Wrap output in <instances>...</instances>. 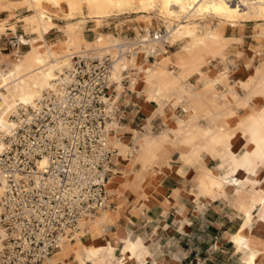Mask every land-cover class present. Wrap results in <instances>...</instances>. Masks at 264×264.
Masks as SVG:
<instances>
[{
    "label": "rangeland",
    "instance_id": "rangeland-1",
    "mask_svg": "<svg viewBox=\"0 0 264 264\" xmlns=\"http://www.w3.org/2000/svg\"><path fill=\"white\" fill-rule=\"evenodd\" d=\"M16 2L20 3V0ZM246 3L249 5L262 4L263 0H246ZM239 5H241L240 9L246 8L242 1ZM88 11L85 9L69 19L68 16H53V19L63 26L64 30L70 27L79 28L86 32L88 38H94L97 31L104 32L122 42H129L145 29L164 31L169 24L178 23L188 25L190 30L197 35L198 41H203V37H212L215 33L222 36L223 39L219 46H212L200 52L199 61L184 64L179 60L190 58L187 49L193 50L194 39L172 40L170 38L171 42H168L173 44L168 48V54L171 55L173 51L179 52L176 53L175 58L171 57L168 70L173 73L169 75V81L161 87V90L160 88L155 89V82L144 88L147 98L156 104L159 111L163 112L168 102L170 106L171 103L179 105L184 101L182 106L188 115L176 116V125L173 127L166 126L159 131L152 129L150 134L137 139L135 144L125 142L126 140L122 139V132L116 130L115 139L122 141H118L117 146L115 144L114 146L118 147L120 155L128 159L131 164L141 162L135 178L128 179L136 187H139L145 180L143 171L152 168L155 160L162 154L165 158L169 146L179 148L180 158L186 163L196 165L199 171L197 175L199 188L206 197H224L229 195L232 189L233 203L238 205L245 214L243 228L233 237L237 249L254 251L257 258L260 253L264 254V245L261 244V251H257L260 246L254 245L250 235L244 232L246 226L252 225L255 208L260 207L259 217L264 221V172L261 176L259 174L260 169L261 172L264 169V17L247 14V11L242 10L241 17L234 22L215 15H198L179 19L161 13L159 8L155 7L148 12L127 10V13L121 15L98 18L92 11ZM35 16V11L28 5H18V8L12 9L8 3L0 2V26L5 28V31L0 33V66L6 67L8 61L15 60L19 53L29 50L27 43L37 38V33L33 31L36 28ZM61 35L62 31L55 28L46 37L51 40ZM89 50L95 49L90 46L87 51ZM83 55L84 53L75 57L74 65ZM241 57L247 61L254 59L256 65L247 79L238 81L244 89L243 93L239 92L233 84L228 83L232 67ZM156 58L152 59L148 65L155 64ZM204 65L206 66L203 67ZM208 67H216L218 73L211 76L204 70ZM195 73L200 75L203 82L201 87H195L190 83L189 78ZM61 74L59 72V77ZM219 82L228 85L226 91L217 89ZM236 107L249 108V110L240 116L234 125H231L230 118L236 114ZM202 119H206V123H203ZM237 134L244 138V147L239 152L233 148V138ZM154 142L158 144L148 148ZM129 145H133L132 150H135L131 156H127L126 148ZM205 154L218 157L221 161L215 168L210 166L202 168L201 166L206 164ZM242 170L247 172L245 176L238 175ZM109 188L113 194L118 192V189L114 187ZM106 213L108 218L103 227H110L115 223L116 213L113 210ZM89 236L83 237L86 247L92 249L96 245H102L104 249L99 255L103 258L99 259L82 249L80 255L83 260L85 259L84 261L88 259L104 261L102 259L108 258L105 260L109 264H113L114 261H122V264H145L149 255V245L142 236L132 237L131 233L120 235L117 242L121 243L116 246L110 241L113 238L112 233L105 234L102 228L94 236ZM124 240L134 242L136 251L125 255L124 243H122ZM60 253L67 258L62 255L63 260L79 261L72 250L67 255L62 250ZM243 260L247 264L246 254Z\"/></svg>",
    "mask_w": 264,
    "mask_h": 264
},
{
    "label": "built area",
    "instance_id": "built-area-1",
    "mask_svg": "<svg viewBox=\"0 0 264 264\" xmlns=\"http://www.w3.org/2000/svg\"><path fill=\"white\" fill-rule=\"evenodd\" d=\"M163 32H139L161 42L145 50L148 60L170 47ZM141 46L125 49L126 56ZM115 56L104 51L78 59L35 105L8 113L16 124L0 129V264H95L53 256L74 240L81 221L112 205L107 182L120 154L110 141L115 127L108 124L122 123L119 97L137 76L133 64L123 69L116 99Z\"/></svg>",
    "mask_w": 264,
    "mask_h": 264
},
{
    "label": "crops",
    "instance_id": "crops-1",
    "mask_svg": "<svg viewBox=\"0 0 264 264\" xmlns=\"http://www.w3.org/2000/svg\"><path fill=\"white\" fill-rule=\"evenodd\" d=\"M178 52L173 51L172 58ZM255 66L254 59L247 61L239 58L232 67L228 83L243 93L244 89L238 81L247 79ZM204 70L211 76L218 73L216 67ZM189 80L195 87L202 86L198 73ZM227 88L228 85L223 82L217 84L218 90L226 91ZM133 89L132 87V90L122 92L119 97L124 116L120 131L122 139L128 144H135L137 139L150 134L152 129L159 131L166 126H175L176 116L188 115L181 108L184 101L179 105L171 103L170 106L168 102L161 112L147 98L142 83ZM248 110L249 108L236 107V114L230 118L231 125ZM201 121L206 123V119ZM243 147L244 138L237 134L233 138V148L239 152ZM204 159L206 164L202 168H215L221 161L209 154H205ZM140 167V161L131 164L121 155L114 158L110 176L116 177L113 187L118 192L111 196L112 205L109 207L116 213L111 229L113 238L110 239L114 246L121 243L117 242L120 235L131 233L132 237L142 236L149 245L145 264H245L243 258L246 250H238L233 241L234 235L245 224V214L233 203L232 189L224 197H206L199 188V171L196 165L181 159L180 149L177 147L175 149L169 146L165 158L158 157L152 168L143 171L145 180L136 187L128 179H134ZM263 172L264 169L262 172L260 169V176ZM246 174L242 170L238 175ZM259 211L260 207L253 210L252 225L244 229L250 235L252 243L260 246L257 251H261V244L264 245V221L259 217ZM257 264H264L263 253L259 254Z\"/></svg>",
    "mask_w": 264,
    "mask_h": 264
},
{
    "label": "bare ground",
    "instance_id": "bare-ground-1",
    "mask_svg": "<svg viewBox=\"0 0 264 264\" xmlns=\"http://www.w3.org/2000/svg\"><path fill=\"white\" fill-rule=\"evenodd\" d=\"M240 1L244 3L246 8L240 9ZM0 2L8 3V6L12 9H16L18 5L24 4L32 8L36 13V28L33 31L37 33V38L27 43L29 45L27 52H18L19 54L15 60L8 61L6 67L0 66V129L4 130H9L16 124L14 118H8V113H17L21 106L29 104L35 105L45 90L57 87L60 79L59 72L63 73L67 69H73L75 66V57L83 53V57L86 55L99 56L104 51H110L116 55L112 68L113 77L119 82V91L115 96L116 99H118L122 89V71L129 64H133L137 68V76L132 83L134 89L141 83L145 87L155 82V89L158 90L160 88L161 90V87L169 81V75L173 73L168 70V66L172 60V56L168 54V50L156 58L155 64L148 65L152 61L148 60L144 52L148 46L160 44L159 38L148 36L147 41L138 33L129 42H122L112 35L98 31L94 38H88L86 32L82 29L70 27V29L64 30L63 26H60L58 22L54 21L53 16H68L69 19L73 18L75 14L87 9L92 11L95 17L109 18L114 15L127 13V10L148 12V10L158 7L161 13L179 19L180 17L187 19L198 15H215L234 22L241 17L242 10L247 11V14L264 17V0L262 4L254 3L252 5L247 4L246 0H20V3H17L16 0H0ZM55 28L61 30L62 35L55 39H47L46 35ZM4 31L5 28L0 26V33ZM162 38L170 42L171 39H194L193 50L187 49L190 58H182L179 60L183 64L190 61H199L202 50H208L212 46H219L223 39L221 35L215 33L212 37H203V41H198L197 35L190 30V27L182 23L176 25L169 24L167 29L164 30ZM135 43H142L143 46L138 49L137 53H133L131 57H127L125 49H129ZM90 46L95 50L87 51ZM64 69L65 71H63ZM108 125L115 127V132L111 135L110 141L113 145L115 144L117 146V142H121L122 140L115 139V134H117L116 130L122 128V123L115 121ZM157 144V142H154L148 148L154 147ZM133 148V145L127 146V156H131L135 152V150H132ZM115 183V177L110 176L107 182V188L111 196L113 192L109 187L113 188ZM1 191L0 188V194ZM109 209H102L95 216L81 221L79 229L75 231L74 240L65 241L61 249L53 257L66 258L60 251L62 250L67 255L72 250L75 258L79 262L84 263L85 259L83 260V257L80 255V250L85 249L91 255L97 256L99 259L103 258L99 253L104 247L102 245H96L92 249H88L83 237L86 235L94 236L100 228H102L105 234L111 232V229L103 227V224L106 223V219L108 218L106 212L112 211ZM74 242L76 243L69 244ZM122 243H124L123 251L125 255L136 251V244L134 242L124 240ZM239 243L242 245L240 240ZM73 247L75 249H72ZM245 254L247 255V264H257L256 252L246 250ZM53 257L50 259H53ZM105 259L108 258L102 259L104 261L98 259L88 260L95 264H109ZM112 263L122 264V261H114Z\"/></svg>",
    "mask_w": 264,
    "mask_h": 264
}]
</instances>
